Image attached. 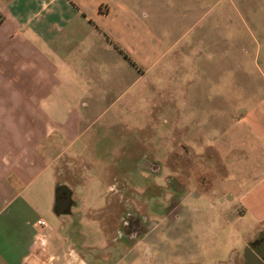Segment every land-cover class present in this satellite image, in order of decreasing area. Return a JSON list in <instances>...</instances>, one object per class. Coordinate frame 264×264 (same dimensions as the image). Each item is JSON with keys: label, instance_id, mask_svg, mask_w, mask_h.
I'll list each match as a JSON object with an SVG mask.
<instances>
[{"label": "rangeland", "instance_id": "rangeland-1", "mask_svg": "<svg viewBox=\"0 0 264 264\" xmlns=\"http://www.w3.org/2000/svg\"><path fill=\"white\" fill-rule=\"evenodd\" d=\"M125 3L140 20L125 31L139 32L124 47L135 71L126 57L123 79L106 74L116 89L103 117L45 157L43 203L53 208L60 187L72 198L51 212L38 264H240L264 229V202L244 197L264 172L245 120L264 100V0Z\"/></svg>", "mask_w": 264, "mask_h": 264}, {"label": "crops", "instance_id": "crops-1", "mask_svg": "<svg viewBox=\"0 0 264 264\" xmlns=\"http://www.w3.org/2000/svg\"><path fill=\"white\" fill-rule=\"evenodd\" d=\"M139 22L125 0H0V123L11 130L0 132V264H38L39 244L52 242L51 234L43 237L55 225L56 199L54 193L53 208L41 199L45 157L63 156L61 149L87 133L86 124L103 117L114 102V83L124 78L126 57L133 75L124 47L132 40L135 49L139 32L126 38L125 31ZM258 104V114L245 120L255 135L250 151L260 144L264 152V100ZM233 157L242 156L235 151ZM260 161L264 165V153ZM228 168L235 179H244L245 169ZM244 197L264 202V172Z\"/></svg>", "mask_w": 264, "mask_h": 264}, {"label": "flooded vegetation", "instance_id": "flooded-vegetation-1", "mask_svg": "<svg viewBox=\"0 0 264 264\" xmlns=\"http://www.w3.org/2000/svg\"><path fill=\"white\" fill-rule=\"evenodd\" d=\"M65 196V193H62ZM130 215H127L129 217ZM240 264H264V229L254 232L244 244L241 252ZM235 257L229 264H236Z\"/></svg>", "mask_w": 264, "mask_h": 264}, {"label": "water", "instance_id": "water-1", "mask_svg": "<svg viewBox=\"0 0 264 264\" xmlns=\"http://www.w3.org/2000/svg\"><path fill=\"white\" fill-rule=\"evenodd\" d=\"M65 193V196L62 193ZM55 213L57 216L66 214L70 205V191L64 190L63 187L57 188L55 191Z\"/></svg>", "mask_w": 264, "mask_h": 264}, {"label": "built area", "instance_id": "built-area-1", "mask_svg": "<svg viewBox=\"0 0 264 264\" xmlns=\"http://www.w3.org/2000/svg\"><path fill=\"white\" fill-rule=\"evenodd\" d=\"M37 224L40 225L41 227H46V225H45V223L43 221H38Z\"/></svg>", "mask_w": 264, "mask_h": 264}]
</instances>
